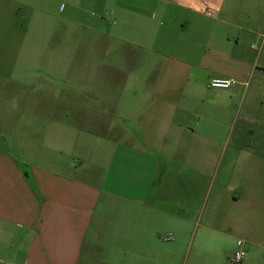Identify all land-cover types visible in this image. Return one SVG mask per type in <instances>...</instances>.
<instances>
[{
	"label": "crops",
	"instance_id": "0c3cea01",
	"mask_svg": "<svg viewBox=\"0 0 264 264\" xmlns=\"http://www.w3.org/2000/svg\"><path fill=\"white\" fill-rule=\"evenodd\" d=\"M0 128V264H264V0H0Z\"/></svg>",
	"mask_w": 264,
	"mask_h": 264
},
{
	"label": "rangeland",
	"instance_id": "374dc122",
	"mask_svg": "<svg viewBox=\"0 0 264 264\" xmlns=\"http://www.w3.org/2000/svg\"><path fill=\"white\" fill-rule=\"evenodd\" d=\"M158 60H162V59L159 58ZM158 60L152 59L148 65L151 66V68H157L159 65ZM117 64L122 65L123 63H117ZM124 64H125V62H124ZM149 66L147 68H149ZM166 67L168 68V61H167ZM28 68H29L30 74L35 75V72H40L42 69L45 70L46 66H45V63H43L42 61H33V62L28 63ZM46 79H48V78H46ZM46 79H45V84L43 86L44 90L40 91V89H37V91H36V89H35V92L30 96L28 105H27L26 110H25L24 117H27V113L30 114V117L32 114H34V112L37 113V111L34 110L33 107L35 106V103L38 101V99L41 102H43L44 104H49L50 107L52 108V110H50V111H45V117L43 115V118H45V120H47L49 118H57L59 116V113H60L59 103L64 102V101H59V97L55 96L56 92H55L54 87L57 84H54L53 82H51V81H53L51 79H48V80H46ZM29 80H30V82H33V83L35 82L37 84V81L33 80L32 76H31V78H29ZM55 106H56V109H54ZM52 112H55V115H53ZM0 130H1V128H0ZM5 131H7V130L2 129V132H4L3 134L5 135V138L9 139L10 136L8 133H5ZM43 149H45V148H43ZM14 153H15V151H14ZM17 155L20 156L19 153ZM42 155H46V156L50 157L49 156L50 154H48L47 151H45V153H42ZM49 159L50 158H46V160H49ZM42 164H43V162H42Z\"/></svg>",
	"mask_w": 264,
	"mask_h": 264
},
{
	"label": "built area",
	"instance_id": "2783aa9c",
	"mask_svg": "<svg viewBox=\"0 0 264 264\" xmlns=\"http://www.w3.org/2000/svg\"><path fill=\"white\" fill-rule=\"evenodd\" d=\"M211 14V13H210ZM237 82L235 80H228V79H212L209 83L210 88L214 89H230L234 84ZM170 236V235H169ZM169 237L167 236L165 239H168ZM243 244V241L240 240L238 242V245L241 246ZM244 254L241 249H238L233 253V255L230 258V264H242L244 262Z\"/></svg>",
	"mask_w": 264,
	"mask_h": 264
}]
</instances>
